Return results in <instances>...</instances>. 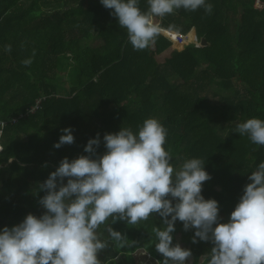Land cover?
Returning a JSON list of instances; mask_svg holds the SVG:
<instances>
[{
    "label": "trees",
    "instance_id": "obj_1",
    "mask_svg": "<svg viewBox=\"0 0 264 264\" xmlns=\"http://www.w3.org/2000/svg\"><path fill=\"white\" fill-rule=\"evenodd\" d=\"M254 1L207 0L210 15L180 9L157 18L181 35L194 30L205 47L171 49L160 35L154 46L136 51L114 10L100 0H0V121L8 123L0 137V232L29 214H45L39 201L47 193L40 185L63 159L88 155L84 149L97 134L102 156L105 134L122 127L136 134L148 118L167 129L164 147L174 168L187 159L204 161L211 179L201 195L217 201L219 222L228 223L251 183L248 177L264 162V146L235 132L250 118L264 120V7L254 8ZM138 6L143 12L149 8L147 0H138ZM8 44L10 53L4 51ZM33 50L26 67L21 61ZM68 128L74 142L55 148ZM148 220V227L111 218L101 225L98 234L108 243L98 256L101 264H141L145 255L150 264H162L153 228H163V218L153 214ZM109 226L126 236L128 246H116ZM174 227L173 245L181 242L191 251V264H207L214 245L198 238L192 243L195 229L185 231L179 220ZM135 231L144 256L132 255Z\"/></svg>",
    "mask_w": 264,
    "mask_h": 264
},
{
    "label": "clouds",
    "instance_id": "obj_2",
    "mask_svg": "<svg viewBox=\"0 0 264 264\" xmlns=\"http://www.w3.org/2000/svg\"><path fill=\"white\" fill-rule=\"evenodd\" d=\"M126 29L133 49L143 51L155 45L167 29L157 18L177 10L211 14L207 0H147L149 8L141 11L138 0H100ZM12 46H4L10 53ZM36 52L21 61L28 67ZM3 125L0 124V128ZM54 145H71L72 129ZM235 132L251 143L264 146V120L250 118L239 123ZM167 129L155 118L146 119L134 134L122 127L118 133L105 134L106 153L97 155L99 134L90 139L82 155L71 162L65 158L56 171L40 185L46 195L40 205L46 210L39 218L29 214L24 221L0 232V264H101L98 256L108 247L98 234L101 225L117 220L136 225L153 214L163 218L164 227H154L155 248L164 257L162 264H186L192 253L173 245L175 223L185 231L195 229L192 243L211 242L214 246L207 264H264V162L259 163L248 179L251 183L231 213L228 223L219 222V206L201 195L202 185L211 179L204 161L185 160L178 169L165 149ZM67 178V183H64ZM177 203L173 205L172 201ZM171 217V219H169ZM107 231L118 248L129 242L126 236ZM157 264H161L157 261Z\"/></svg>",
    "mask_w": 264,
    "mask_h": 264
},
{
    "label": "built area",
    "instance_id": "obj_3",
    "mask_svg": "<svg viewBox=\"0 0 264 264\" xmlns=\"http://www.w3.org/2000/svg\"><path fill=\"white\" fill-rule=\"evenodd\" d=\"M263 7H264V4L261 2V0H255L254 8L262 9ZM161 35H163L166 39H168L171 42V48L172 49L182 50V49H185L186 47H188V46H186V47H183L182 49H177V47H180L181 45H183L186 42V37H188L190 35V33L187 35H181V34H178V33L172 32V31H165ZM191 35L193 36L192 37L193 39L190 42V45L196 44V46L199 47L200 43L197 42L196 36L194 34H191ZM38 104H39V101H37L34 106H32L31 108L28 109V113L32 114L35 111V109L37 108ZM19 118H21V116H19ZM16 121H17V119L14 118L11 120V123H14ZM0 124H2L3 127H5L8 123H7V121H0ZM3 127L0 128V137L2 134ZM0 151H1V144H0Z\"/></svg>",
    "mask_w": 264,
    "mask_h": 264
},
{
    "label": "rangeland",
    "instance_id": "obj_4",
    "mask_svg": "<svg viewBox=\"0 0 264 264\" xmlns=\"http://www.w3.org/2000/svg\"><path fill=\"white\" fill-rule=\"evenodd\" d=\"M157 22L159 23L158 19H157ZM191 34H193V33H191ZM191 34H190V35H191ZM192 39H193L192 36H190V37H189V36L186 37V41H187V40H190V42H191ZM190 42H189L187 45H185V46L177 47V49H182L183 47L189 46V45H190ZM171 49H172V48H171ZM169 52H170V50H168L167 52H165V53L163 54V56H160V57H159V60L164 59L165 57H168ZM66 73H67V72H66ZM68 76H69V75H68ZM181 90L184 91V89H181ZM224 95H226V94H224ZM143 222H144V224H145L147 227L149 226V220H147V221H143ZM177 244H179L183 249H187V247H186L183 243L178 242ZM130 247L132 248V255H133V256H139V255H143V256H144L145 252H144V248H143L142 239H141V237L139 236V234H138L137 231H135V233H134L133 236H132V240H131V243H130ZM140 263H141V264H150L151 262H150L149 257H147V256L145 255V259L141 260ZM186 264H191V261H190V260L187 261Z\"/></svg>",
    "mask_w": 264,
    "mask_h": 264
},
{
    "label": "water",
    "instance_id": "obj_5",
    "mask_svg": "<svg viewBox=\"0 0 264 264\" xmlns=\"http://www.w3.org/2000/svg\"><path fill=\"white\" fill-rule=\"evenodd\" d=\"M206 46V42L204 39L200 40V46L199 47H205ZM11 163V162H10Z\"/></svg>",
    "mask_w": 264,
    "mask_h": 264
},
{
    "label": "crops",
    "instance_id": "obj_6",
    "mask_svg": "<svg viewBox=\"0 0 264 264\" xmlns=\"http://www.w3.org/2000/svg\"><path fill=\"white\" fill-rule=\"evenodd\" d=\"M255 2V1H254ZM159 21V20H158ZM191 33H193L195 36H196V34H195V31L194 30H191V32H190V34Z\"/></svg>",
    "mask_w": 264,
    "mask_h": 264
}]
</instances>
